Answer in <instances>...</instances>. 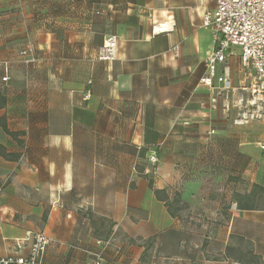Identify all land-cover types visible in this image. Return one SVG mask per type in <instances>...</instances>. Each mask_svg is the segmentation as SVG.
I'll use <instances>...</instances> for the list:
<instances>
[{
  "label": "crops",
  "instance_id": "0c3cea01",
  "mask_svg": "<svg viewBox=\"0 0 264 264\" xmlns=\"http://www.w3.org/2000/svg\"><path fill=\"white\" fill-rule=\"evenodd\" d=\"M214 8L0 0V257L45 232L46 264H92L100 242L111 244L102 264H264V131L252 132L264 116L242 117L237 56L219 65L232 90L216 109L201 83ZM112 35L117 59L97 60ZM29 46L36 61L24 64ZM143 149L160 152L153 187L135 168Z\"/></svg>",
  "mask_w": 264,
  "mask_h": 264
},
{
  "label": "built area",
  "instance_id": "2783aa9c",
  "mask_svg": "<svg viewBox=\"0 0 264 264\" xmlns=\"http://www.w3.org/2000/svg\"><path fill=\"white\" fill-rule=\"evenodd\" d=\"M215 8L205 11L203 14V27L211 28L214 33V49L208 53L205 59L206 76L201 83L211 90V100L215 109L218 107V99L224 93L232 90L229 68L225 66L222 72L219 65H227L229 59L237 56L240 60L242 73L249 84L243 87L248 91L250 99L247 101L246 112L242 117L259 120L264 116V0H210ZM119 37L112 35L103 41L99 48L97 60L113 62L118 55ZM173 51L178 55L179 47ZM24 64L36 61L32 46L21 50ZM7 77L3 81H7ZM264 152V140L258 144ZM151 165L158 164L155 153L149 155ZM0 187V193L2 192ZM15 251L9 256H1L0 264H46V251L51 244L50 238L45 232H31L26 240L17 241ZM25 243H29L27 253H22ZM102 249L92 253V264H102L104 252L111 245L110 242L99 243ZM26 246V245H25Z\"/></svg>",
  "mask_w": 264,
  "mask_h": 264
},
{
  "label": "trees",
  "instance_id": "16d2710c",
  "mask_svg": "<svg viewBox=\"0 0 264 264\" xmlns=\"http://www.w3.org/2000/svg\"><path fill=\"white\" fill-rule=\"evenodd\" d=\"M6 104V99L5 98H3V97H1L0 98V108L1 107H3L4 105ZM0 126H3V128H4V130L7 132V133H10L9 131H8V129L6 128V126L3 124V123H0ZM23 133H12L11 134V136H14L15 138L17 137V136H19V135H22ZM149 150H147V149H143V150H141V152L139 153V156H140V158H143V157H147L148 158V156H149ZM155 154H156V156H157V158H159V154H160V152H158V151H155ZM0 155H2V156H4L5 158H10V156L9 155H7L6 154V151H5V148L3 147V146H1L0 145ZM13 158L15 159V158H18V156H13ZM158 162H159V159H158ZM155 167H159V165L157 164ZM137 172L140 174V175H143L144 176V169H141V168H139L138 170H137ZM151 180V179H150ZM150 185H151V187H153V180H151V182H150ZM154 194L156 195V197H157V199L158 200H163V195H164V190H161V191H159V190H154ZM176 202H179L177 199L175 200ZM174 201V202H175ZM175 202V203H176ZM238 206L241 208L242 206L240 205V204H238ZM172 216L173 217H176V214H173L172 213Z\"/></svg>",
  "mask_w": 264,
  "mask_h": 264
},
{
  "label": "rangeland",
  "instance_id": "374dc122",
  "mask_svg": "<svg viewBox=\"0 0 264 264\" xmlns=\"http://www.w3.org/2000/svg\"><path fill=\"white\" fill-rule=\"evenodd\" d=\"M258 127H255L253 130H252V132L256 135V136H261L262 134H263V131H264V129L262 130V128L261 129H257ZM259 133V134H258ZM139 158H140V156H139ZM138 162L139 163H137L135 166V168H136V171L139 169V168H141V169H144V177H147V178H149V179H151V180H153L154 178H155V176H157L155 173H157V171H158V167H155V166H153V165H151L150 163H149V160H148V158L147 157H143V158H140L139 160H138ZM154 181V180H153ZM179 208H181V209H183L184 210V212L186 211V209L184 208L185 207V204H180L179 206H178ZM79 212V211H78ZM183 211H181V215L183 216H185L186 214H187V212H185L184 213ZM80 213V212H79Z\"/></svg>",
  "mask_w": 264,
  "mask_h": 264
}]
</instances>
